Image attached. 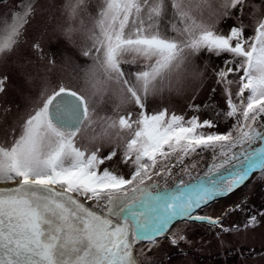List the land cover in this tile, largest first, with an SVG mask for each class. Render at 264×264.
Listing matches in <instances>:
<instances>
[{
  "label": "snow or ice",
  "instance_id": "6c2138e0",
  "mask_svg": "<svg viewBox=\"0 0 264 264\" xmlns=\"http://www.w3.org/2000/svg\"><path fill=\"white\" fill-rule=\"evenodd\" d=\"M246 3L104 0L92 28L83 20L81 29L59 27L69 40L73 32L84 31L80 51L92 63L82 70V86L61 83L41 93L18 137L0 146V184L9 185L0 187V264H141L136 244L156 246L177 222L207 225L219 237L264 220V208L248 207L246 200L229 205L220 216L199 214L254 173L264 179V0L248 5L251 34L243 21L226 33L217 30L221 21L240 19L237 13ZM85 6L86 0H65L63 12L75 21ZM34 11L13 14L0 53L15 50L22 25ZM168 12L176 36L162 27ZM30 51L44 59L39 40ZM201 53L229 57L214 69L217 85H224V108L204 119L195 114L201 106L194 104L189 105L194 114L187 117L167 108L148 114L149 96L163 99L200 75L193 57ZM125 64L137 67L125 71ZM230 74L236 78L229 79ZM105 96L115 99L114 115L97 132L94 106ZM128 106L139 110L135 118ZM82 131H91L93 140L115 135L127 172L101 169L116 152L101 156L99 147L78 145ZM234 212L244 221L225 226L223 220ZM166 238L172 246L190 243L176 232Z\"/></svg>",
  "mask_w": 264,
  "mask_h": 264
},
{
  "label": "rangeland",
  "instance_id": "374dc122",
  "mask_svg": "<svg viewBox=\"0 0 264 264\" xmlns=\"http://www.w3.org/2000/svg\"><path fill=\"white\" fill-rule=\"evenodd\" d=\"M168 2L170 3V0ZM64 3L65 0H0V39L12 23L13 14L22 15L30 8L35 10L27 23L22 25V34L17 38L15 50L0 53V80L6 85V91L0 92V146L11 144L18 137L23 122L39 106L41 93L45 90L50 92L61 83L77 87L83 85L82 70L92 63L80 51V46L85 40L84 31L73 32V38L69 40L58 29L60 26L81 29V20L87 28H92L104 0H86L83 15L75 21H69L65 16ZM260 3L261 0H247L244 10L237 13L240 19L233 16L227 21H221L217 30L226 33L230 25L239 26L243 21L246 30L251 34L254 21L250 18L248 5ZM169 16L171 12L164 17L162 27L168 29L169 36H176L168 23ZM37 40L44 49L43 60L36 59L35 54L30 51L32 44ZM227 58V54L216 57L207 53L193 57V66L200 75L196 79L189 77L179 92L165 93L163 99L160 96H149L146 100L147 113L153 114L155 110L167 108L170 114L175 112L187 117L194 114L189 108L190 104H194L201 106L199 112L195 113L201 119L215 118V110L224 108L225 94L224 85L216 83L219 77L214 69ZM136 67V64L123 65L125 71H134ZM5 77L8 79L4 80ZM228 78L236 77L230 74ZM214 87L215 93L212 92ZM230 87L235 93L236 86ZM114 104V97L105 96L97 101L93 112L97 126L107 117L114 115ZM127 111H131L135 118L139 110L135 106H128ZM220 130H223V125ZM121 135L127 137L128 133L122 131ZM77 144L82 145L79 140ZM96 147L100 148L101 156L116 152V156L112 160H106L101 169L107 167L117 172H127L128 169L121 162V141L97 143L90 149L95 150ZM205 158H208L207 155ZM196 171L193 169V174ZM258 176V172L254 173L244 185L227 196L216 198L199 210V214L220 216L229 205L234 206L242 200H246L248 207L264 208V179H258ZM244 219L241 213L234 212L223 220V224L231 226L234 222H243ZM217 231L200 223L177 222L170 228L166 237H171L172 233L176 232L185 235L190 243L181 241L178 246H172L168 238L158 237L156 246L147 241L138 242L135 246L136 255L141 264H264V220L255 228H242L239 232H221L219 237L216 235ZM241 252L244 253L243 256Z\"/></svg>",
  "mask_w": 264,
  "mask_h": 264
},
{
  "label": "clouds",
  "instance_id": "9594fccd",
  "mask_svg": "<svg viewBox=\"0 0 264 264\" xmlns=\"http://www.w3.org/2000/svg\"><path fill=\"white\" fill-rule=\"evenodd\" d=\"M111 87L113 91L115 92V94L118 96L119 95V85L116 84L115 81H113ZM97 132H99V126H97ZM92 136H93V133L91 131L89 132L82 131L78 137V140L82 145L88 148L94 147L97 143H117L119 142V140L115 137V135H111L107 137L100 136L96 140H93Z\"/></svg>",
  "mask_w": 264,
  "mask_h": 264
},
{
  "label": "water",
  "instance_id": "95a60500",
  "mask_svg": "<svg viewBox=\"0 0 264 264\" xmlns=\"http://www.w3.org/2000/svg\"><path fill=\"white\" fill-rule=\"evenodd\" d=\"M9 185H5V184H0V187H7Z\"/></svg>",
  "mask_w": 264,
  "mask_h": 264
}]
</instances>
